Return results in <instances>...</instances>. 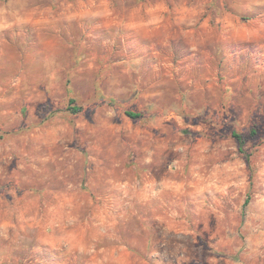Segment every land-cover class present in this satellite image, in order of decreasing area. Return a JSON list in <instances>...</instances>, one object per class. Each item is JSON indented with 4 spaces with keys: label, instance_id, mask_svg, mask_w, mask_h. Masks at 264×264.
Returning <instances> with one entry per match:
<instances>
[{
    "label": "rangeland",
    "instance_id": "obj_1",
    "mask_svg": "<svg viewBox=\"0 0 264 264\" xmlns=\"http://www.w3.org/2000/svg\"><path fill=\"white\" fill-rule=\"evenodd\" d=\"M0 134V264H264V0H0Z\"/></svg>",
    "mask_w": 264,
    "mask_h": 264
},
{
    "label": "trees",
    "instance_id": "obj_2",
    "mask_svg": "<svg viewBox=\"0 0 264 264\" xmlns=\"http://www.w3.org/2000/svg\"><path fill=\"white\" fill-rule=\"evenodd\" d=\"M112 102V101H111ZM82 106L81 105H79L78 103H76V101H75V99H73V98H70L69 99V101H68V104L65 106V108H64V111H69V112H71V113H78V112H80V111H82ZM48 111V108L46 107V106H43L40 110H39V114L41 115V114H44L45 112L44 111ZM125 114L127 115V116H129L130 118H132V119H138V118H140V117H142L143 116V114L141 113V112H136V111H132V110H125ZM251 134H255V130L254 129H252L251 130ZM231 135H232V137L233 138H235L236 139V141H237V143H238V145H239V151L241 152V153H243L244 155H245V157L247 158V160H248V156H249V154L247 153V152H245L244 151V149H243V145H244V143H245V138H244V136L242 135V134H240V133H238L237 131H235V130H233L232 132H231ZM4 136L2 135V134H0V139H2ZM248 202H249V197H247L245 200H244V202H243V208L244 207H246V205L248 204Z\"/></svg>",
    "mask_w": 264,
    "mask_h": 264
}]
</instances>
